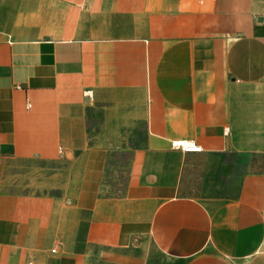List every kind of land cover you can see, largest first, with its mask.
I'll use <instances>...</instances> for the list:
<instances>
[{"label": "crops", "instance_id": "1", "mask_svg": "<svg viewBox=\"0 0 264 264\" xmlns=\"http://www.w3.org/2000/svg\"><path fill=\"white\" fill-rule=\"evenodd\" d=\"M0 160V264H264V0H0Z\"/></svg>", "mask_w": 264, "mask_h": 264}, {"label": "rangeland", "instance_id": "2", "mask_svg": "<svg viewBox=\"0 0 264 264\" xmlns=\"http://www.w3.org/2000/svg\"><path fill=\"white\" fill-rule=\"evenodd\" d=\"M0 168L3 172H5V178L3 177L4 179L7 177L11 178L10 176H12V182L15 183L10 185H17L19 188H24L29 185L30 180L33 179V183H41L43 177L45 178L47 176L49 177L54 175V172H56L57 169L64 172L65 175L63 176V180L65 181L71 173L70 171L72 169V165L64 161L56 163H43L39 161L0 160ZM50 184H53L52 180Z\"/></svg>", "mask_w": 264, "mask_h": 264}, {"label": "built area", "instance_id": "3", "mask_svg": "<svg viewBox=\"0 0 264 264\" xmlns=\"http://www.w3.org/2000/svg\"><path fill=\"white\" fill-rule=\"evenodd\" d=\"M87 96L91 97V92L86 93ZM31 105H28V108H30ZM174 149L176 150H182L185 153H201L203 149L201 147H197L193 143H174L173 144Z\"/></svg>", "mask_w": 264, "mask_h": 264}]
</instances>
